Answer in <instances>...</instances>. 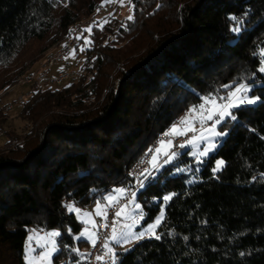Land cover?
Here are the masks:
<instances>
[{"label": "trees", "instance_id": "obj_1", "mask_svg": "<svg viewBox=\"0 0 264 264\" xmlns=\"http://www.w3.org/2000/svg\"><path fill=\"white\" fill-rule=\"evenodd\" d=\"M107 1L0 0V94ZM132 1L133 20L112 13L91 28L77 82L29 86L30 95L16 100L35 131L20 148L0 152V264H27L31 228H58L55 260L84 264L87 251L65 247L87 243L68 234V227L80 232L82 223L66 202L88 205L113 186L125 187L130 167L200 97L227 93L231 88L223 85L253 79V72L259 83L252 94L262 101L233 110L238 119L227 123L228 134L196 179L173 174L176 165L193 161L184 153L137 191L145 223L164 207L161 238L117 252V264H264V73L258 71L264 0ZM233 14L243 17L240 33L230 31ZM53 109L61 110L36 123ZM7 117L0 114V128ZM217 158L225 165L214 174ZM169 193L177 195L159 199Z\"/></svg>", "mask_w": 264, "mask_h": 264}, {"label": "rangeland", "instance_id": "obj_2", "mask_svg": "<svg viewBox=\"0 0 264 264\" xmlns=\"http://www.w3.org/2000/svg\"><path fill=\"white\" fill-rule=\"evenodd\" d=\"M133 5L134 4H133L132 0H131V3H128V0H125V2L123 4L120 3L112 13H114L115 16H118L120 18L127 19V17L129 15H133L134 16ZM102 23H103V21L97 23L98 27H100L102 25ZM94 29H92L91 31H86L85 35L83 36V37H87L88 40L91 43L88 44V45H85L84 39L82 38V40L80 42V45L78 46V48L75 51V54L74 55H72V54L69 55V60H71V62L74 65L80 66L82 64L84 58H85L86 49L89 48L90 46L92 47V34L94 32ZM37 47H38V45H36V44H35V46H32L31 47L32 49H30V53L34 52V50H36ZM81 47L84 48L83 51L80 50ZM55 48H56L55 44L54 45L52 44V45L48 46L47 49H45L46 52L42 51L40 54L45 52V55H48V54L52 53ZM13 72H14V70L11 71V73H13ZM113 72H112V74H113ZM28 88H29V85H25V84H20L19 83L17 85H14L9 90V92H8V89H7L6 91H4V92H2L0 94V114L6 113L7 116H8L6 118V120H4L2 122V127L0 128V152H2V151L9 152L11 150H15L17 148H20L21 146H23L26 143V140L28 139L29 134H31V132L33 133L35 131V124L33 122H31V121H28V120L24 119L21 116V114H20L21 105L16 102V100L19 97H21V96L28 97V94L26 95V93L28 92ZM59 88H61V86ZM231 90L232 89H230L227 93L214 94V95H216L218 98L219 97H227L228 93ZM248 95L252 96L253 94L252 93H248ZM234 99H235V97H233V100ZM200 103H202V101ZM200 103H198V104H200ZM220 103H224V101H220ZM10 104L12 105L11 108H9ZM198 104H195V105H198ZM189 109L180 117L179 120L174 122L166 130V132H168L172 128L173 125H176L181 130H185V129H187L189 127H193V126L196 128L197 124H203L205 122H210L207 119H205L203 121H200V120L196 119V116L199 115V113L197 112V113H193L192 114L193 119L190 120L187 124H185L182 121V118H184L186 116V114H188ZM59 110H61V109H53L51 111H48L42 117H40L37 120L36 123L39 124L41 121L46 120L45 118L48 117L47 115L54 114L56 112H60ZM219 131H227V133H228L229 125L228 124H226V125L220 124V125H216L215 129H212L210 126H208L207 128H204V129H199V131L194 132V135L192 136V137H197V142L195 144L189 146V147L180 148V150H175L174 149V147L172 146V145H174L173 142H172V145H169L167 143L168 141H171L170 139H163L162 141H165V144L162 146L161 152H163V151H176L180 155L186 153L190 158L193 159V161H190L189 163L176 165L175 168H174L173 174L176 175V174L181 173V172H176L175 171V169L177 167L190 168L191 171H183V173L189 174L190 176H189V180L188 181H192L193 182L196 179L195 178V174L199 173V171L201 170L203 164L206 162V160L209 158L210 155H212L213 153H215L217 151V149L221 145L223 139L225 138V136L216 137V136L213 135L214 132H219ZM200 135H203L205 137H210L211 139L202 142V141H200L198 139ZM192 137H190L189 139H191ZM212 140H217L218 141V146L215 148L214 151H211L209 155L201 156L200 153L202 152V150L205 147V145L206 144H211ZM151 147H152V145L149 147V149ZM157 147H160V143L158 144ZM189 152L195 153L196 155L195 156L190 155ZM153 157H156V161H159L161 163L163 162L164 159H166V157H164L160 153L154 152L153 156H152V159H151V168H152L153 163L156 162V161L153 160ZM179 160L180 159H177L174 162L178 163ZM199 160H203V163H198ZM217 160H223L224 161V159H222V158H217ZM121 187H124V186L123 185L113 186V188L110 191L104 193L103 195H100L99 197H94L88 205H80L74 200L67 201L66 205L69 204V203H73L74 202L75 206L80 208L81 210H83V211H92L96 207L97 200H100L101 204H105L106 201H104L102 199L103 196H105L107 193L111 192L113 189L121 188ZM113 195L114 196H119L121 194L113 193ZM136 203H140L142 205V208L141 209H136L135 208V204ZM107 208L104 209V211L106 213H107ZM141 213L143 214V218L142 219L140 218V214ZM161 214H162V219H161V222H160V224H161L163 219H164V216H165L164 207H162L161 211L154 218V220H152V221H150L148 223H145L144 222L145 217H146L145 209L143 207V204L137 199V195H135V197L132 199V201L127 204V208L124 209V215L122 217H120V218H116V224H115L117 234L119 235L121 232H123V234L129 238L128 242L127 243L118 244L116 241H108V243L112 247L115 248L116 253L120 252V251H124V249L128 250L137 241L141 240V239L135 240L132 237H134L135 234L138 233V232H144L146 230V228H147V225L153 224L154 221L157 219V217L161 216ZM75 216H76V214H75ZM106 216H97V215H95V213H93V215L91 217L81 216L78 219L77 216H76V218H77V220L79 222L82 223V229L87 228V229H90L91 232H94L95 239H96V228H97L96 218L97 217H101L103 220H106ZM90 221H94V224L90 223ZM160 224H159V226H160ZM158 227H156L154 229L155 232H157ZM33 229L39 230L38 233L36 234V241L40 242V243L44 242L45 233L46 232H48L50 230H59V229L58 228H50V229H46V230L42 231V230H40L38 228H31L29 230L27 239L25 241L24 259H25V256L27 255L30 258V260H31V264H48L47 261H43V260L37 258L38 254L42 255L45 251H47V249L36 248V244L33 243L31 245V247L32 248H36V251H30L29 250L28 237H29V235L32 234V230ZM78 233H76V234H78ZM111 234H112V231H111ZM111 234H110V236H111ZM148 237H152L150 232L147 235H145L142 239L148 238ZM52 239L57 242L55 247H57L59 249L60 247H59V244H58V237H53ZM80 240H85L87 243L83 247L78 248L80 250L78 255H81V253L83 254V252H86L91 247V237H89L88 239H80ZM51 247H53V245H49V248H51ZM58 251H54V252L50 253V257L49 258H50L51 264H65L66 263L67 259H64V258L60 259L58 262L55 260L54 257H55V255L57 254ZM25 261H26L27 264H29L28 260L25 259Z\"/></svg>", "mask_w": 264, "mask_h": 264}, {"label": "snow or ice", "instance_id": "obj_3", "mask_svg": "<svg viewBox=\"0 0 264 264\" xmlns=\"http://www.w3.org/2000/svg\"><path fill=\"white\" fill-rule=\"evenodd\" d=\"M125 0H119V3L123 4ZM128 3H131V0H128ZM159 7V5H158ZM133 8H135V5H133ZM244 15H247L245 13ZM128 20H133L134 16L129 15L127 17ZM230 20L233 22L235 25L234 27H230V31L233 33H240L243 28V17H238L236 15H231ZM107 22V21H105ZM83 31H91V26L87 29H84ZM84 39L85 45L90 44L91 42L88 40L87 37H82ZM81 51L84 50L83 47L80 48ZM76 49L74 48L72 50V55L75 54ZM261 53L264 54V48L261 49ZM67 59V57H65ZM258 71L261 73H264V61L260 62V66L258 68ZM253 79H244L242 82L234 83L233 85H223L222 87L224 88H231L232 90L228 93L227 97H217L216 95L209 93L206 96L200 97L202 103L198 105H193L190 109L188 114L184 118H182V121L187 124L190 120L193 119L192 114L193 113H199L198 116H196V119L203 121L205 119L209 121H213V123L210 125L212 129H215L216 125L224 124L226 125L229 121H235L238 119V117L233 113V109H239L245 105L249 104H254L257 102L262 101L261 96L257 95H252L249 96L248 93H254L256 89L258 81L254 80V77L256 76V73L253 72L251 74ZM233 97L235 99L233 100ZM220 101H224V103H220ZM188 131H199V129L193 127H189L185 130H181L178 128L176 125H173L172 128L165 133V135H179V136H186ZM228 133L227 131H219V132H214L213 135L216 137H223L226 136ZM200 141H206L211 139L210 137H205L203 135H200L198 138ZM197 142V137H192L191 139L185 141L184 143H179L177 145H172V141H168L167 143L169 145H172L173 147H179V148H186L189 147ZM165 144V141H160V147H155V148H150L148 151L149 152H156L160 153L166 159L163 160V162L156 161V157H153V160L156 161L152 165L151 171L149 169H145L144 172H142L140 175L144 176L146 179L149 178H155V174L159 172V170L166 164L173 163L175 160L179 158V153L176 151H163L161 152L162 146ZM218 146V141L217 140H212L211 144H206L205 147L203 148L202 152L200 153L201 156H207L210 154L211 151H214L215 148ZM190 155L195 156V153L189 152ZM198 163H203V160H199ZM225 162L223 160H216L215 161V166L212 169V172L215 174L218 171H221L224 167ZM198 170V169H197ZM176 172H183V171H191L190 168L186 167H177L175 169ZM261 178H264V174H261ZM253 179H256L255 177ZM192 181H188V183H191ZM137 183L140 185V187L145 186V180L144 179H137ZM131 190L128 188H115L111 192L107 193L105 196H103V200L106 201L105 204H101L100 200H97L96 202V207L92 211H83L80 208L76 207L74 202L69 203L66 205L67 211L70 213L76 214L77 218L79 219L81 216H88L91 217L93 213L97 216H106L107 213L104 211L107 207L112 206L113 204H116L120 200V196H114L113 193H119L121 195H125L129 193ZM135 192H131V196H135ZM176 193H169L161 198H159L162 202L163 201H168L171 200ZM127 208V203H125L120 210L116 211L113 215L116 218H120L124 215V209ZM136 209H141L142 205L140 203L135 204ZM140 218H143V214H140ZM162 219V214L161 216L157 217V219L154 221L153 224L147 225V228L144 232H138L135 234L134 237H132L135 240L142 239L145 235H147L149 232L151 233V236L154 237L155 239H160V235L155 232V228L159 226L160 222ZM90 223L94 224V221H90ZM109 227L112 228V234L110 237H106L108 241H116L118 244L120 243H127L129 238L121 232L119 235L117 234L116 231V226L114 224H110ZM39 230L33 229L32 234L29 235L28 237V245H29V250L30 251H36V248H41V249H47L42 255L38 254L37 258L41 259L43 261H47L48 264H51L50 261V253L54 251H58L59 249L55 247L56 241L53 240V237H60L62 233L60 230H50L45 233V239L43 243L37 242L36 241V234L38 233ZM67 232L70 236H72L73 240H80V239H88L91 237V244L93 247L96 246V239H95V234L94 232H91L90 229H82L78 234H74L73 230L71 227L67 228ZM35 243L36 248H32L31 245ZM49 245H53V247L49 248ZM104 247L108 248L109 253L111 254V258L113 260V264H117L119 257L118 254L115 251V248L112 247L109 243H105L103 245ZM66 248L69 249L70 252H77L79 253L80 250L76 247H71L65 245ZM124 251H127V249H124ZM81 255H83L81 253ZM243 255V253H241ZM25 259L29 261V264H31L30 258L26 255ZM96 259H104L103 256H97ZM77 264L79 262L77 261Z\"/></svg>", "mask_w": 264, "mask_h": 264}, {"label": "built area", "instance_id": "obj_4", "mask_svg": "<svg viewBox=\"0 0 264 264\" xmlns=\"http://www.w3.org/2000/svg\"><path fill=\"white\" fill-rule=\"evenodd\" d=\"M119 4V0H108L105 3H101L94 13L73 24L66 35L64 43L60 47L55 48L52 53L48 54L39 65L23 77L19 83L33 87H40L62 86L66 83L77 82L83 75V70L80 67L75 66L71 60H69V55L79 43L80 37L84 32L83 30L90 26L92 28L96 25L98 20L106 16L108 17ZM65 57H67V59ZM27 94L30 95V91H28L26 95ZM24 97L25 96L19 97V100L22 101ZM212 123L213 122L210 121L203 124H197L196 128L204 129ZM165 133L166 132L161 133L155 138L151 148L157 147L163 139H170L174 145H177L179 143H184L194 135L193 131L187 132L186 136L165 135ZM174 149L180 150L179 147H174ZM153 153L154 152L148 151L142 159L138 160L130 167L128 172L132 177V181L127 184L125 188H128L131 191L125 195H120L119 202L107 208L106 220H103L101 217L96 218V246L93 247L91 244V247L87 250L84 264H113L108 248L103 246L105 243H108L106 237H110L112 231V228L109 227V225L116 224V217H114L113 214L120 210L125 203H130L135 197L131 196V192L137 193V191L141 189L140 185L137 183V179H144L145 185H148L154 180V178L146 179L144 176L140 175L145 169L151 171V159ZM97 256H103L104 259H96Z\"/></svg>", "mask_w": 264, "mask_h": 264}, {"label": "crops", "instance_id": "obj_5", "mask_svg": "<svg viewBox=\"0 0 264 264\" xmlns=\"http://www.w3.org/2000/svg\"><path fill=\"white\" fill-rule=\"evenodd\" d=\"M120 196V195H119Z\"/></svg>", "mask_w": 264, "mask_h": 264}]
</instances>
